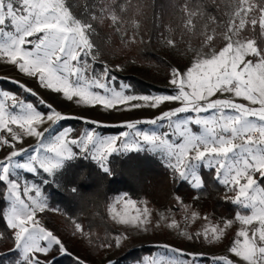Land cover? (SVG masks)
<instances>
[{"label": "snow or ice", "instance_id": "snow-or-ice-1", "mask_svg": "<svg viewBox=\"0 0 264 264\" xmlns=\"http://www.w3.org/2000/svg\"><path fill=\"white\" fill-rule=\"evenodd\" d=\"M74 7L68 0H0V63L77 105L117 111L148 108L158 115L123 122L121 126L127 130L117 136L102 137L89 129L69 138L72 130L66 129L45 144V133L67 117L18 80L12 82L37 96L48 107L47 113L38 111L17 93L0 90V130L9 134L0 135V151L5 153L0 158V186L8 201V207L0 209V219L7 230V234L0 232V239L11 241L0 256L17 252L19 256L12 264H53L57 252L74 255L65 241L38 218L49 209L42 188L17 179L16 170L54 176L65 162L82 155L96 161L110 175L111 155L147 146L162 155L174 179L184 180L194 189L205 187L198 167L210 168L225 189L224 200L240 210L234 219L189 232L180 221L164 213H159L154 224L149 201L121 194L109 206L111 219L137 232L166 226L189 241L209 245L222 244L227 230L238 222L235 238L223 253L212 254V264H264V0H236L222 29L219 33L213 29L211 34L197 26L202 17L216 19L206 13L208 5L203 0H184L180 5L184 34L198 35L200 46L183 51L188 61L183 68L170 66L168 83L174 93L155 95L137 94L124 83L117 85L114 74L123 71L124 64L108 61L98 32L107 24L119 37L121 52L144 43L143 36L137 39L139 24L130 15L133 5L129 0H85L79 13ZM129 24L134 29L132 35L125 27ZM218 39L222 43L216 47ZM163 44L170 49L177 47L171 37L164 38ZM166 102H178L179 106L164 110ZM182 114L188 115L181 118ZM47 122L52 126L41 130ZM142 122L163 124L164 130H138ZM193 126L200 131H194ZM25 136L36 138L37 143L18 148L17 143ZM24 152L31 153L29 160L16 161ZM172 199L183 213L185 226L208 219L192 210L181 196L174 195ZM119 205L123 212L116 210ZM72 235L105 251L120 248L129 239L126 232L117 233L97 244V238L79 222H73ZM163 247L174 255L144 257L136 264H199L206 257L202 251H185L168 244ZM74 256L77 264H85L78 255ZM108 264L114 261L109 259Z\"/></svg>", "mask_w": 264, "mask_h": 264}, {"label": "trees", "instance_id": "trees-1", "mask_svg": "<svg viewBox=\"0 0 264 264\" xmlns=\"http://www.w3.org/2000/svg\"><path fill=\"white\" fill-rule=\"evenodd\" d=\"M68 2L73 4L75 6L73 10L79 13V6L85 0H68ZM129 2L133 5L130 15L139 24L137 39L143 36L144 43H136L123 51L126 53V59L152 63L164 72V77H168L172 63L161 54V40L169 35L176 41L200 43L198 35L184 34L185 21L180 11V5L184 3V0H129ZM203 2L208 5L206 13L216 19L202 17L197 21V26L210 34L213 29L219 33L223 23L228 20L220 0H203ZM125 27L128 35H132L133 26L129 24ZM98 32L106 48L105 56L110 50L121 53L119 37L112 34L107 24L100 26ZM221 43L222 41L218 39L216 47H219ZM115 74L116 81L126 80L131 86L138 88V92L173 91L171 87L136 74L118 72ZM12 80L9 77L0 79V87L17 93L25 101H30L45 111L48 110L37 96L23 90ZM57 124L58 128L70 124L74 134H78L82 128L87 127L101 133L116 132L123 128L119 124H93L77 117L63 118ZM108 167L111 169L110 175L104 173L96 161L81 155L65 162L54 176L44 173L48 179L41 188L47 197L48 206L53 209L52 212L45 214L44 223L60 236L69 250L83 259L85 264H94L102 256L104 249L90 245L81 237H73L72 224L73 222L81 223L86 231L97 238V244L109 237L114 238L117 233H122L108 211L111 200L121 192L135 200L146 199L153 213L157 208L179 215V210L172 199L174 195L181 196L186 204L191 205L200 214L209 216L213 221L233 218L240 210L237 205L224 200L225 189L214 179L210 168L199 166L198 171L204 178L205 187L197 190L184 180L174 179L166 167L165 160L147 147L138 151L114 153L109 157ZM73 188L77 190L75 193L72 191ZM4 191L3 186H0V209L8 205V201L4 199ZM0 232L7 234L3 219H0ZM75 240L80 243L78 251L71 249ZM10 244L11 241L0 239V251L6 252ZM156 247V244L150 242L132 245L115 257L114 264H133ZM74 255L57 252L53 264H77ZM18 256L17 252H7L0 256V264H12Z\"/></svg>", "mask_w": 264, "mask_h": 264}, {"label": "rangeland", "instance_id": "rangeland-1", "mask_svg": "<svg viewBox=\"0 0 264 264\" xmlns=\"http://www.w3.org/2000/svg\"><path fill=\"white\" fill-rule=\"evenodd\" d=\"M235 3H236V0H220V4L223 7L228 19L232 13L233 6ZM166 37H170V36L166 35L164 38H166ZM163 39L160 42V51L162 52L161 54H163L167 59H169V61L172 63V66H179L181 68H183L184 65L188 63L187 58H185L182 55L183 51L185 49H187L189 46H191V47H199L200 46V43L193 44L191 42H186V41H185V43L183 41H177V47L175 49H170V48H166L164 46ZM206 51H207V49H206ZM106 58L113 65L116 63L124 64V70L118 72L120 74H128V73L136 74V75H139V76L144 77L146 79H149V80L155 81L157 83H161L162 85L170 87V85L168 83V77H164V72L152 63H147V62H142V61H137V60L129 61L126 59V53L125 52L119 53V51L115 52L112 50L109 51ZM97 71H100V69L97 68ZM114 75H115V77H117L116 74H114ZM0 76L9 77L13 80H18L21 83H24L28 87L32 88L38 94L39 97L43 98L47 103L52 104L53 107H55L56 110L60 111L62 113V115L65 117H84L88 121H97L98 123H101V124H119V125H122L123 122H125L127 120L139 119V120L144 121V120H147V119L154 117L155 115H158L157 111L152 110V109H148V108L136 109V110H131V111H128V110L117 111V110H105L101 106L92 107V106H85V105H77L73 102H69L66 99H64L62 94L57 95L55 93H52L50 90L39 87L36 80L26 77L25 75L19 73L15 68H13L11 66L4 65L3 63H0ZM118 80L116 81L117 85L124 83V84L131 86V84L126 80H120V79H118ZM0 90H6V89H3L0 87ZM131 90L137 94L155 95V94H173L174 93V89L172 92L150 91V92L143 93V92H138V88L133 87V86H131ZM26 102H30V101H26ZM30 103H32V102H30ZM35 106H36L37 110L42 112V113H47L49 111V109L47 111H45L44 109L37 107V105H35ZM177 106H179L178 102H166L163 105V109L167 110L168 108L177 107ZM119 107H121V106H118V108ZM187 115L188 114H182L181 118H184ZM58 122H56L53 126L51 125V122H47L42 126L41 130L43 129V127L52 126L50 128V130L48 132H46L44 135L43 140H44L45 144L52 141L55 138V136L57 134H59L61 131L66 130V129L72 130V127L70 126V124H65L63 127L58 128V124H57ZM89 129H94V128H90V127L82 128L78 134H74L71 132V135L69 138L77 137L80 133H82L83 131H87ZM137 129L142 130V131H152V130L163 131L164 125L163 124L152 125L149 123H143L142 122V123L137 125ZM126 130L127 129L122 128L119 131L110 132V133H101L98 130H96V131L102 137H110V136H117L121 132H124ZM193 130L196 132L200 131L198 126H193ZM0 135H4L6 137L9 136V134L5 130H0ZM36 143H37L36 138L25 136L22 142L17 143V147L18 148H20V147L29 148L30 146H33ZM145 147H147V146H145ZM4 154L5 153L3 151H0V158H3ZM158 154H159V156H161L162 159H164L160 153H158ZM30 155H31V153L24 152L21 155H19L18 157H16L15 159L18 162H25V161L29 160ZM16 178L17 179H26L29 183L34 182V183L38 184L40 187H42V184L48 179V178L46 179V176L44 175V172H42V171L37 173V174H33V173L25 172L22 170H16ZM21 183H23V181H21ZM43 194L46 197L44 192H43ZM121 194H126V193L121 192V193L117 194L116 196H119ZM46 200H47V197H46ZM137 201H139V200H137ZM112 203H113V199L111 200L109 206ZM7 207H8V205L6 206V208ZM108 209H109V207H108ZM116 210L120 211V212L124 211L122 205L117 206ZM192 210L197 211L195 208H192ZM52 211H53V209L49 207V209L46 210L44 213L38 214V218H42L43 222H44L45 214L50 213ZM159 213H164L165 215H168V216L180 221L181 226L186 227V230L189 232H191V231H202L204 227H211L213 224H220L224 220L235 218V217H233V218H227V219H224L221 221H213L209 216L204 215V214H200L201 217H207L208 219L207 220L198 219L195 222H190L185 226L183 224V213L181 211H179V215H176L174 212L156 208L154 213H153V217H152L154 224L159 220ZM110 216H111V214H110ZM44 225L47 228H49L45 223H44ZM115 225L122 230V233L126 232L129 236V239L126 240L120 248H113L109 251L104 250L102 256L99 257L94 264H108L109 259L114 260L115 257L117 255L121 254L125 249L131 247L132 245L140 243V242H150V243H154L157 245V247L151 253H147V254L143 255L142 258H144V257L159 258L161 256H163L165 258L171 257L174 254L163 247L164 244H168L171 246H175V247L184 249L185 251H202L206 254V257H202L199 261V264H212V261H211L212 254L223 253L225 250V247L230 245L231 240L235 238V232L239 231V227H240L239 223L237 222L236 224L233 225L232 228L227 230L228 234L225 237V239L223 240L222 244H220V245H209L207 242L189 241L184 236L180 235L177 231H174V230H172L166 226H164L162 228H157V229H155V231H153L152 229H149V231L145 233V232H137L132 228H126V226L120 225L117 223H115ZM79 244L80 243L75 240L71 246V249L73 251H78ZM136 262H138V261H135L133 264H136Z\"/></svg>", "mask_w": 264, "mask_h": 264}]
</instances>
